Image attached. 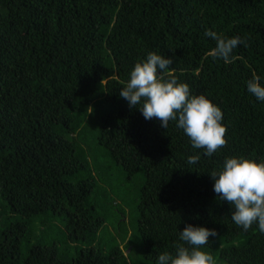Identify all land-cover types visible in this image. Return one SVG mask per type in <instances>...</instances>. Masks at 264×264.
I'll list each match as a JSON object with an SVG mask.
<instances>
[{"label":"trees","instance_id":"obj_1","mask_svg":"<svg viewBox=\"0 0 264 264\" xmlns=\"http://www.w3.org/2000/svg\"><path fill=\"white\" fill-rule=\"evenodd\" d=\"M206 29L246 46L215 59ZM149 52L223 111L227 143L196 165L182 129L119 96ZM254 75L264 0H0V264H155L187 224L216 231V264H264V233L232 222L208 174L226 156L264 160Z\"/></svg>","mask_w":264,"mask_h":264},{"label":"clouds","instance_id":"obj_2","mask_svg":"<svg viewBox=\"0 0 264 264\" xmlns=\"http://www.w3.org/2000/svg\"><path fill=\"white\" fill-rule=\"evenodd\" d=\"M206 37L215 41L211 55L225 63L231 62L233 50L245 45L239 36L227 37L206 29ZM246 46V45H245ZM172 57L156 52L134 64L129 79L119 90L130 108L138 109L145 120L156 119L167 129L174 122L189 139L194 154L186 159L188 165H196L201 155L211 157L226 145V127L223 111L204 94H193L186 82H180L172 72ZM247 91L257 101L264 102V83L253 76L246 82ZM90 113V112H89ZM213 183V192L219 201L227 202L232 222L244 231L253 224L264 233V160L232 155L208 173ZM216 231L203 225L187 224L177 232L173 251L160 252L155 264H216L213 255L204 250L209 237Z\"/></svg>","mask_w":264,"mask_h":264},{"label":"rangeland","instance_id":"obj_3","mask_svg":"<svg viewBox=\"0 0 264 264\" xmlns=\"http://www.w3.org/2000/svg\"><path fill=\"white\" fill-rule=\"evenodd\" d=\"M130 199H131V197H130ZM126 213H127V220H128V222L130 221V224H129L130 225V230L132 231V229L134 227V222H135V219H136V215L133 214V211H132L130 205H127ZM109 227H110V229L112 228L111 225H109Z\"/></svg>","mask_w":264,"mask_h":264}]
</instances>
